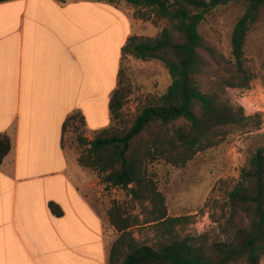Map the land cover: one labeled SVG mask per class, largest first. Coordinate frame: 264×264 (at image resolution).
I'll list each match as a JSON object with an SVG mask.
<instances>
[{"label":"crops","instance_id":"crops-1","mask_svg":"<svg viewBox=\"0 0 264 264\" xmlns=\"http://www.w3.org/2000/svg\"><path fill=\"white\" fill-rule=\"evenodd\" d=\"M139 8L106 0L0 3V137L11 145L0 164V264H107L108 223L93 203L101 185L79 155L71 171L63 125L80 112L89 135L112 126L121 48L138 34Z\"/></svg>","mask_w":264,"mask_h":264},{"label":"trees","instance_id":"trees-1","mask_svg":"<svg viewBox=\"0 0 264 264\" xmlns=\"http://www.w3.org/2000/svg\"><path fill=\"white\" fill-rule=\"evenodd\" d=\"M10 0H0V3ZM126 1L150 8L166 25L154 37L130 36L121 55L141 60L157 59L166 67L171 83L153 98L123 134L104 129L91 140L79 138L84 146L79 165L97 172L106 186L129 191L132 202L151 204V218L168 237L185 216L169 217L165 197L158 190L148 164L158 160L182 168L196 154L217 146L227 135L226 127L245 128L251 119L242 106H233L213 91L203 89L209 72L205 51L227 75L218 76L224 88H247L254 74L245 66L248 31L264 8V0H106ZM243 2L244 12L230 34L231 58L217 55L199 32L206 14L220 5ZM130 88L121 78L109 101L111 118L117 119ZM75 112L67 126L78 119ZM180 121L179 124H176ZM147 135V137L145 136ZM146 137V138H145ZM7 136L0 137V164L10 150ZM53 212L60 214L54 204ZM227 213L220 226L223 239L204 235L169 238L155 245L140 244L129 232L132 224L119 205L108 210V219L119 233L112 243L107 264H260L264 256V149L258 148L241 170L240 179L228 192Z\"/></svg>","mask_w":264,"mask_h":264},{"label":"rangeland","instance_id":"rangeland-1","mask_svg":"<svg viewBox=\"0 0 264 264\" xmlns=\"http://www.w3.org/2000/svg\"><path fill=\"white\" fill-rule=\"evenodd\" d=\"M244 8L243 2L217 6L206 14L198 28L216 54L227 60L231 58L230 34ZM137 20L141 22L138 29ZM134 21L135 30L138 32L135 34L142 37L156 36L166 25V20L156 17L150 8L135 9ZM118 33L120 39V28ZM202 54L209 63V72L202 78L203 89L216 92L221 99L233 106H242L244 114L251 118L248 126L226 127L227 135L217 146L196 154L185 167H173L163 160L148 164V173L154 175L157 188L165 197L167 215L187 218L175 227L169 237L157 225L147 222L152 216L151 204L132 202L128 190L106 186L97 172L85 167L95 182L101 185L100 189H95L96 193L100 192V196H96L93 203L107 219L105 241L109 250L119 235L108 221V210L112 205H119L123 215L129 218L132 224L129 232L140 244L155 245L166 242L169 238L181 239L199 235H204L208 240L224 238L220 226L228 211V192L240 179L241 170L247 166L251 155L258 148L264 149V8L247 34L245 66L254 74L247 88L220 86L217 78L227 75L225 69L217 65L205 51ZM119 78L129 86L130 93L110 130L123 134L140 111L153 98L166 91L171 77L160 60H141L126 55L121 56L119 62L118 80ZM179 123L177 121L176 124ZM94 136L85 132L79 118L67 126L64 145L71 152V171L74 167L79 168L74 159L84 149L79 138L91 140ZM260 264H264V256Z\"/></svg>","mask_w":264,"mask_h":264}]
</instances>
